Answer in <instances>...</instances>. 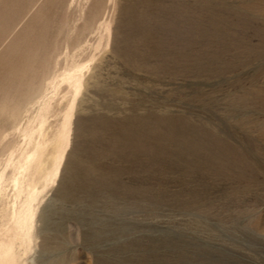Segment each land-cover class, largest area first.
I'll list each match as a JSON object with an SVG mask.
<instances>
[{
    "label": "rangeland",
    "instance_id": "1",
    "mask_svg": "<svg viewBox=\"0 0 264 264\" xmlns=\"http://www.w3.org/2000/svg\"><path fill=\"white\" fill-rule=\"evenodd\" d=\"M196 144L218 167L190 183ZM8 257L264 264V0H0Z\"/></svg>",
    "mask_w": 264,
    "mask_h": 264
},
{
    "label": "bare ground",
    "instance_id": "2",
    "mask_svg": "<svg viewBox=\"0 0 264 264\" xmlns=\"http://www.w3.org/2000/svg\"><path fill=\"white\" fill-rule=\"evenodd\" d=\"M208 49V48H207ZM201 69V68H200ZM207 74V73H206ZM69 88L71 89V91H75L77 92V89L80 85V77H79V73L75 74L72 73L71 76L65 81ZM44 117V116H43ZM215 126V125H214ZM42 128L43 126H41V128H39L36 133L38 132L39 135H41L42 133ZM198 134V133H197ZM201 138V137H200ZM203 141V140H202ZM199 143V142H198ZM212 143V142H211ZM28 146L30 147V152L29 155L27 156L25 165L23 167L20 168L19 170V175H16L15 173H13V178H14V183L15 186H18L20 183V178H27L30 175V172L32 171V167L33 164L36 160V156H37V147L40 145L39 143L37 144L36 140H35V132L33 134H30L28 136V142H27ZM202 144V143H201ZM204 144V143H203ZM197 145V144H196ZM218 145V144H217ZM207 147V146H206ZM204 145H197L196 147H193L192 150H190L189 152V160H188V173H189V181L190 183L195 182L196 177H198L197 175H199V178L201 177L206 178V176L217 170L216 168L218 167V163L217 158H215L213 156L212 152H209V150L206 148ZM215 148V147H214ZM210 149V148H209ZM195 150L197 152H200V157L197 160L196 158L193 159L194 157V153ZM205 150H207V157H203L202 153L205 152ZM220 154V153H219ZM205 155V153H204ZM226 155V154H225ZM11 161V158L8 160V163ZM222 162V161H221ZM226 166V165H225ZM225 168V167H224ZM225 170V169H224ZM197 174V175H196ZM218 175V174H217ZM216 175V176H217ZM210 179V178H209ZM220 179V177L218 178ZM227 180V179H226ZM223 181V180H222ZM215 182V181H214ZM209 183V182H208ZM213 183V182H212ZM209 185V184H208ZM207 185V186H208ZM207 186L204 183H201L200 187H201V191H206L205 189H207ZM212 186V185H211ZM192 187V186H191ZM190 188V187H189ZM200 192V191H199ZM193 193V192H192ZM200 194V193H199ZM32 196H34V194H32ZM190 199V198H189ZM199 200V199H198ZM197 200V201H198ZM193 201V200H192ZM199 205V204H198ZM210 217V216H209ZM208 218V217H207ZM232 218V217H231ZM229 218V219H231ZM234 220V218H233ZM24 239L20 238V247L21 250L23 251L22 256H26L28 253V249L27 246L25 244V242H23ZM5 264H18L15 261H10V257H8V260Z\"/></svg>",
    "mask_w": 264,
    "mask_h": 264
}]
</instances>
